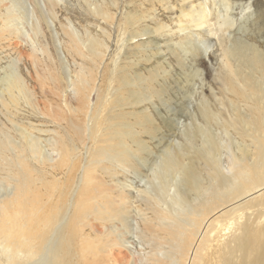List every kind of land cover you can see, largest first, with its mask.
Listing matches in <instances>:
<instances>
[{
	"label": "bare ground",
	"instance_id": "1",
	"mask_svg": "<svg viewBox=\"0 0 264 264\" xmlns=\"http://www.w3.org/2000/svg\"><path fill=\"white\" fill-rule=\"evenodd\" d=\"M235 1L129 0L118 15L103 0L99 15L127 41L122 58L117 50L105 62L103 84H93L91 70L72 79L78 101L66 115L82 129L58 112L30 120L14 97L27 99L24 83L14 73L3 82L12 96L0 94V264H264V40L248 33L255 11L230 33ZM157 39L169 59L159 43L146 62L130 55ZM89 46L106 59L109 46ZM31 48L37 66L44 51ZM125 61L132 74H123ZM172 83L185 84V102L175 101ZM121 166L152 178L130 192L118 181L127 175ZM137 216L148 250L119 237Z\"/></svg>",
	"mask_w": 264,
	"mask_h": 264
},
{
	"label": "rangeland",
	"instance_id": "2",
	"mask_svg": "<svg viewBox=\"0 0 264 264\" xmlns=\"http://www.w3.org/2000/svg\"><path fill=\"white\" fill-rule=\"evenodd\" d=\"M115 1L118 8L113 11L111 5L114 0H106L107 5L110 6L109 11L121 15L124 12L122 9L128 8L129 0ZM214 1L220 3L222 0ZM253 2L254 5L251 7ZM100 5H103V0H0V94L11 95L4 87L3 82L7 81L11 74H16L24 83L27 99H18L13 96L18 100L21 112L30 120L34 122L38 119L47 120L48 117L46 115H53L58 112L62 116L64 115L63 119L68 121V123L77 124L76 127L83 128L79 124L81 121L78 123L79 119L66 115V109L71 110L76 107L78 101L72 91V79L74 78L73 81H75L77 76L83 71L91 70L94 77L93 84L97 86L103 84L105 81L102 78V73L104 72L105 62H108L110 58L116 60L119 56L112 57V55L117 50L122 53L120 56L122 58L125 51L123 43L127 41L122 31H118L113 25L104 22L97 11ZM233 5L234 9H231L229 14L235 17V23L233 24L235 26L230 33L235 32L238 22H243V18L252 15L253 11H255L253 17L246 24L248 33L251 35L253 32L252 35L256 34L259 39L264 40V0H236ZM108 34L110 35L109 40L107 38ZM189 37L194 41L193 44H197L196 41L200 39L192 34ZM204 37L205 34L202 31V38ZM164 41L166 43L164 39L154 40V43L147 44L145 52L140 51L134 54L130 53V55L146 62L152 55L149 54L150 49L153 50V53L156 52L157 49L154 44L159 43V49L165 50L167 59H169L171 54L164 47ZM90 44L97 46L98 51H105L104 44L109 46L106 59L101 60L99 55L92 53L89 49ZM31 46L40 47L44 51L43 57L41 55L38 57L37 66L32 64L35 58ZM215 50L216 46L211 51ZM206 56H201L202 61H205L206 64H211V61ZM161 61L163 62V60ZM124 63L123 74H132L134 67L127 61ZM147 64L149 66L155 65L152 61L150 63L147 62ZM173 65H176L174 61ZM176 70L172 72V75H169L173 77L175 73H180L178 67ZM160 75L162 76L160 79H163L164 75ZM183 86L185 87V84L176 85L172 83L171 87L174 88V92L171 91V94L175 101L185 102L182 90L180 92L179 89V87ZM186 89L187 87L184 88L185 92ZM98 95L99 93L96 91L90 98L95 101ZM38 103L44 104L45 109H34L33 107ZM160 113L167 118L180 115L178 111L167 113L162 108ZM154 116L160 120L159 116ZM50 125L54 124L51 123ZM160 128L166 131L165 124H160ZM211 130L215 135L221 134L215 128ZM157 135L160 136L161 134L157 133ZM142 136L148 145L152 146L157 143L155 139L151 141L149 135L142 134ZM41 144L43 145L44 143ZM75 148L80 156L86 153L84 146L79 143ZM158 148L154 147L157 153L159 152ZM223 153L225 151L222 149L220 158L225 160ZM153 155L149 154L150 157ZM87 158L88 156L85 157V160ZM104 161L108 163L106 159ZM122 168L127 171L126 168ZM198 170L201 171L202 178H205L206 173L200 167ZM222 171H224L225 175H229L227 169H222ZM138 172L140 174L127 171L126 178L118 174V181L121 183L125 181L124 184L127 185L130 192H135L140 185H143V180L148 175L152 178L151 171H147L142 167ZM98 175H100L99 171H97L95 182ZM105 179L110 181L106 175ZM151 183L154 184V189L158 188L159 184L156 179ZM171 183L174 186L179 184L176 178H172ZM174 198L175 196L171 193L167 204L171 205L174 203ZM127 219V227L118 230L119 237L124 241L125 247H131L130 250H134L135 247L138 249L144 245L148 250V245L136 237L137 229L142 224L141 219L138 216ZM103 263L108 264L107 260H104ZM144 264L149 263L145 262Z\"/></svg>",
	"mask_w": 264,
	"mask_h": 264
}]
</instances>
